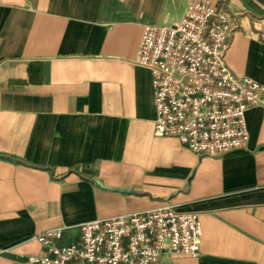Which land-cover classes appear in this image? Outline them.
<instances>
[{
    "label": "crops",
    "instance_id": "0c3cea01",
    "mask_svg": "<svg viewBox=\"0 0 264 264\" xmlns=\"http://www.w3.org/2000/svg\"><path fill=\"white\" fill-rule=\"evenodd\" d=\"M236 23L225 61L264 84V0H217ZM187 0H0V264H30L35 235L171 203L196 212L199 254L156 264H264V111L248 140L199 155L155 135L152 73L135 63L144 24Z\"/></svg>",
    "mask_w": 264,
    "mask_h": 264
},
{
    "label": "built area",
    "instance_id": "2783aa9c",
    "mask_svg": "<svg viewBox=\"0 0 264 264\" xmlns=\"http://www.w3.org/2000/svg\"><path fill=\"white\" fill-rule=\"evenodd\" d=\"M235 20L217 0H187L172 25L144 24L135 63L152 73L155 135L176 137L199 155L223 156L248 140L246 111H264V84L233 74L225 61ZM35 235L43 252L30 264H156L160 254L196 257V212L161 207L84 221Z\"/></svg>",
    "mask_w": 264,
    "mask_h": 264
}]
</instances>
